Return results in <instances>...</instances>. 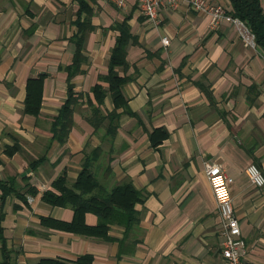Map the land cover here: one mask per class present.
<instances>
[{
  "label": "crops",
  "instance_id": "crops-1",
  "mask_svg": "<svg viewBox=\"0 0 264 264\" xmlns=\"http://www.w3.org/2000/svg\"><path fill=\"white\" fill-rule=\"evenodd\" d=\"M208 1L231 10L228 0ZM121 32L128 35L126 65L115 70L128 79L122 94L130 113L116 110L121 114L110 138L106 124L95 129L88 117L90 104L97 105L92 88H108L100 77L107 75ZM77 38L84 61L69 83L80 96L72 127L59 143L51 123L68 96L66 67ZM38 76L43 87L34 116L23 108L27 81ZM100 108L104 115L114 109L109 92ZM158 129L168 135L153 146L150 134ZM16 145L8 155L6 149ZM86 157L106 188L130 182L144 195L127 237L121 226L110 225V237L124 239L121 253L118 241L40 223V217L71 220L70 208L51 206L41 195L63 171L70 187ZM205 161L220 164L232 178L243 260L264 264V185L251 183L245 172L255 165L264 176V49L246 45L232 23L212 28L210 18L187 1L174 8L165 3L154 25L136 0L124 7L105 0H0V181L11 180L18 191L25 185L36 190L24 193L25 202L14 194L3 201L0 264L72 263L85 254L92 264H224L221 218ZM85 222L95 225L96 216L86 213Z\"/></svg>",
  "mask_w": 264,
  "mask_h": 264
},
{
  "label": "trees",
  "instance_id": "trees-1",
  "mask_svg": "<svg viewBox=\"0 0 264 264\" xmlns=\"http://www.w3.org/2000/svg\"><path fill=\"white\" fill-rule=\"evenodd\" d=\"M231 6L230 14L243 21L252 34L254 35V42L257 46L264 49V10L261 6L260 0H228ZM128 35L126 32H121V36L117 38L109 62L107 75L100 77L106 81L108 88L105 90L101 85L96 84L92 88L94 98L97 105L90 104L91 115L88 121L95 128L98 129L101 125L106 124L105 135L107 137H114L117 127L118 119L121 113L116 110L122 108L123 112L130 113L127 109L126 99L122 94V87L127 82V78L120 77L116 73V67L125 66V51ZM82 38L76 39V52L73 57L72 64L66 67L68 72V96L61 106L59 113L54 117L51 123V132L54 140L59 143H64L67 134L72 127L73 107L76 104L80 95H75L70 82V79L81 70L79 65L84 58L80 54ZM43 87V77L38 76L31 78L26 84V97L24 100L23 112L36 116L39 113L41 104V93ZM106 92H109L114 104V109L102 114L100 106L103 103ZM166 130H154L150 134V140L153 146H157L163 139L167 137ZM18 146L6 149V153L10 155L18 150ZM100 152V149H95L94 155ZM41 159L32 161L30 166L35 168ZM90 157H86L81 170L78 172L75 181L70 187L67 186V177L65 171L61 172L51 183V188L45 190L41 199L51 205L64 208H70L73 212L70 221L56 220L51 217H40V223L43 226L51 227L66 232H71L77 235L97 237L106 241H118L120 243V252H123L124 239L118 240L110 237L108 234L110 225L121 226L124 229V238L127 233L135 226L138 221V214L135 205L144 199L141 191L137 190L130 182L115 185L111 188H106L100 184L93 173L89 169ZM110 161V159H108ZM27 187L23 190H16L11 180L0 181V209L3 201L8 194H14L22 201H26L24 195L28 192L31 195L36 193L34 187L25 185ZM92 213L96 216L97 222L95 225H88L85 222V214ZM1 231V230H0ZM0 239L3 242L2 235ZM135 245V243H133ZM4 252L5 250L2 249ZM7 253H4V258ZM34 264H92V257L90 255H81L74 262L69 263L56 259H41Z\"/></svg>",
  "mask_w": 264,
  "mask_h": 264
},
{
  "label": "built area",
  "instance_id": "built-area-1",
  "mask_svg": "<svg viewBox=\"0 0 264 264\" xmlns=\"http://www.w3.org/2000/svg\"><path fill=\"white\" fill-rule=\"evenodd\" d=\"M116 7H124L127 0H105ZM187 1L189 6L195 11L201 12L210 18L212 28H217L223 21L232 23L244 40V43L254 47V35L248 26L227 13L225 9L218 4L208 0H136L140 13L150 20L154 25L159 24V12L165 3L174 8L178 3ZM162 43L167 44V39L163 38ZM203 172L209 182L211 191L215 200V205L221 218L220 233L222 236L220 256L224 264H247L243 257L245 256V243L240 236V227L234 215L229 186L232 178L229 177L220 164L214 161H205L203 163ZM246 175L249 181L257 186L264 185V176L255 165H249L246 168ZM31 200V197H28Z\"/></svg>",
  "mask_w": 264,
  "mask_h": 264
}]
</instances>
